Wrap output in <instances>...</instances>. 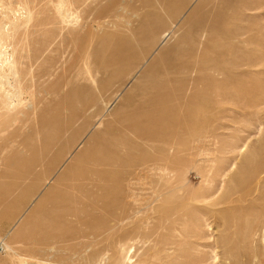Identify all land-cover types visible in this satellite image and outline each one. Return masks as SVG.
Wrapping results in <instances>:
<instances>
[{
  "label": "rangeland",
  "instance_id": "rangeland-1",
  "mask_svg": "<svg viewBox=\"0 0 264 264\" xmlns=\"http://www.w3.org/2000/svg\"><path fill=\"white\" fill-rule=\"evenodd\" d=\"M2 1L14 9L23 4ZM239 1L85 0L80 13L89 14L86 27L70 30V49L62 44L46 53L44 65L26 80L28 93L10 95L15 114L0 117V264H19L8 244L25 247L26 264H264V0H245L248 8ZM147 7L149 26L135 27L136 35H145L131 41L124 61L110 65L117 60L115 22L138 24ZM45 28L39 25L22 40L20 61L48 47L52 31ZM155 42L162 67L203 43L206 63L181 72L201 78L186 83L187 112L170 109L160 127L148 122L138 137L124 128L127 119L144 117L133 113L147 106L136 94L166 74L140 79L148 61L135 76L130 70ZM56 61L68 70L58 68L47 77L51 81L39 83L35 75ZM11 67L12 77L27 68L21 62ZM215 82L226 86L217 90ZM243 88L255 101L238 93ZM128 98L136 101L130 107ZM56 132L58 145L45 166L73 151L79 164L69 159L59 172L101 178L104 191L97 199L108 202L88 217L90 225L70 226L69 232L92 231L101 221L109 226L107 218L122 213L109 236L54 243L67 225L55 223L51 201L41 195L49 189L58 197L64 190L53 188L52 180L37 194L32 187L43 180L21 179L38 146ZM112 155L121 162L92 164Z\"/></svg>",
  "mask_w": 264,
  "mask_h": 264
},
{
  "label": "bare ground",
  "instance_id": "bare-ground-1",
  "mask_svg": "<svg viewBox=\"0 0 264 264\" xmlns=\"http://www.w3.org/2000/svg\"><path fill=\"white\" fill-rule=\"evenodd\" d=\"M72 1L73 0H21L23 4L20 5L18 9H14L13 7H5L4 2L0 0V117H3V119L15 114V109L11 106L15 100H12L10 95L15 93H22L25 95L28 93L29 86L26 80L29 75L34 74L36 68H41L44 65L45 59L43 58H45L46 53L56 50L57 46L62 44L70 49L73 43L67 40L71 38L70 30H83L86 27L89 14L82 15L80 13V9L84 6L85 0H82L78 4ZM161 1L162 0H160V2ZM164 1L167 4L168 0ZM244 1L245 0H240L239 3H242L244 7L248 8V1ZM150 12L151 7H147L142 14L138 15L136 18L138 24L131 25L128 22H119L118 20L115 22L116 30L113 35L114 39L112 45L117 48V60L111 61L110 65L124 61L133 50L129 45L131 41L134 39L138 41V36L145 35L140 33L136 35L135 27L139 24L149 26L146 19H148L147 17ZM42 24H46L47 28L41 31H52L48 47L43 49L41 46L34 55L28 54L26 56V60L28 61H20L18 56L22 54V40L27 38L29 34L36 32V27ZM172 24L174 25V22H172ZM157 45L158 42H155L141 57V60L139 62L137 61L130 70L133 72V76H135V74L140 71L142 65L148 61L147 67H145L140 75V79L148 80L150 78L151 80H155L158 74H166L165 79L156 82V85L151 88L136 94V98L139 97L136 99L137 102L142 104L146 103L147 106L143 108L137 106L134 112L133 110L131 111L133 113H142L141 116H144L142 119H145L138 120V122L135 121V118L130 120L127 119L124 123V128L128 129L132 135L138 137L142 136L144 133L142 129L146 130L145 126L148 122L152 127H160L162 115H166L170 109L178 108L187 112L188 96L187 93H185L187 91L186 83L190 82V79L198 82L201 78L200 76L196 78H188L184 75L181 76V72L185 73L190 70H200L206 63L205 55L201 53L204 49H208V47L206 43H203L201 50L184 52L187 54V58L180 59L177 64L174 62L170 64V60H167L164 63L165 67H162L159 63L162 51L158 55L155 53ZM191 52L192 54H190ZM20 62L27 66V68H25L26 70L20 68L18 71H14L15 75L13 77L10 76L9 73L13 71L11 66ZM105 63L108 64L107 61ZM161 67L162 69H160ZM58 68L62 69L63 72L68 70L67 68H62L59 61H56L54 65L45 70L46 72L44 71L35 76L39 79V83L51 81L48 80L47 77L51 78ZM225 86V83H214V88L217 90ZM124 88L125 86H122L117 89L115 97L119 96ZM230 91L233 92V90ZM250 92V89L246 88L238 91V93L245 98L249 97L251 101H255L254 96H249ZM223 94L226 95L228 92ZM135 102L136 101L128 98L126 100V106L130 107ZM132 114L129 113L130 116H133ZM152 123H156V126ZM90 130L89 128L84 136H86ZM58 135L59 132H56V137L54 139L38 146L39 154L33 158L30 168L23 173L21 179L24 181L32 179L43 180L41 184L32 187L37 194H39L52 180L55 183L53 188L64 190L58 197H52V191L49 189L41 195L42 198L51 201V210L56 212L55 223L57 225L61 223L67 225L65 232L53 238L54 243H67L79 237L98 238L103 235L109 236L115 227L123 221L122 213L108 217L107 219H110L112 222L109 226H106L104 222L101 221L92 231L84 230L77 234H73L72 231L69 232L70 226L76 225L84 227L85 225H90L91 221L88 217L92 218L95 213L104 208L108 202L107 200L97 199L99 192L104 191V188L101 186V182L103 181L101 178L94 174L90 176L87 171H82L81 173H75L74 171L69 173L66 171L59 172L64 163L69 159L76 162V166L79 164L78 160L80 157L78 154L74 156L73 151H69L62 158L60 154H58V156L53 159L51 167L47 168L45 166L48 160L53 157L54 148L58 145ZM93 139L94 136L88 138L86 144H89ZM114 147L116 150L118 147L117 144H114ZM198 150L202 151L200 147H198ZM120 162L118 156L112 155V157L107 156L103 159H97V161L92 162V164L95 166H103ZM41 200L43 199L39 201ZM23 243L28 245L27 242ZM7 248L12 261L19 262V264H26V260L29 259V256L22 257L23 249L26 251L25 247L21 248V246L8 244ZM192 264L198 263L193 262Z\"/></svg>",
  "mask_w": 264,
  "mask_h": 264
}]
</instances>
